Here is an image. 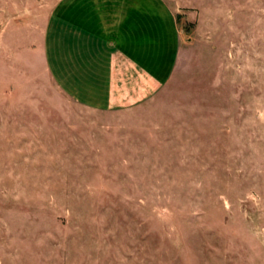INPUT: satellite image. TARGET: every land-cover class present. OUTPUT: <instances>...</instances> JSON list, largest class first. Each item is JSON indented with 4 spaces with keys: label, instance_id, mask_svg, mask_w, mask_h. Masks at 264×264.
Here are the masks:
<instances>
[{
    "label": "rangeland",
    "instance_id": "rangeland-1",
    "mask_svg": "<svg viewBox=\"0 0 264 264\" xmlns=\"http://www.w3.org/2000/svg\"><path fill=\"white\" fill-rule=\"evenodd\" d=\"M0 0V264H264V0H165L181 43L135 107L75 104Z\"/></svg>",
    "mask_w": 264,
    "mask_h": 264
},
{
    "label": "crops",
    "instance_id": "crops-1",
    "mask_svg": "<svg viewBox=\"0 0 264 264\" xmlns=\"http://www.w3.org/2000/svg\"><path fill=\"white\" fill-rule=\"evenodd\" d=\"M180 43L176 10L165 0H64L45 19L39 58L75 104L113 111L161 90Z\"/></svg>",
    "mask_w": 264,
    "mask_h": 264
}]
</instances>
